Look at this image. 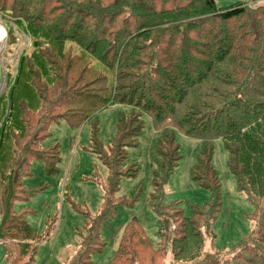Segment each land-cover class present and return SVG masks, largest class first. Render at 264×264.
Masks as SVG:
<instances>
[{"label":"trees","instance_id":"trees-1","mask_svg":"<svg viewBox=\"0 0 264 264\" xmlns=\"http://www.w3.org/2000/svg\"><path fill=\"white\" fill-rule=\"evenodd\" d=\"M5 2L8 6L10 0ZM12 5L11 9H3L5 14L17 18L35 39L31 45L33 65L38 67L40 79L46 78L47 73L50 77L43 91L33 72L24 82L23 70L28 64L22 59L2 116L0 243L6 248L8 264H32L38 245L47 240L33 230L29 212L17 208L28 204L35 194L24 183L31 174L33 160H43L49 175L61 172L60 146H42L51 136V123L66 119L78 128L88 120L90 112L115 104H128L132 112L118 118L117 133L107 152L100 143L97 123L91 132L90 145L109 170L102 208L96 217L88 218L75 256L66 257L59 264H88L104 247L101 228L116 214L119 204L114 196L120 178L133 177V169L121 165L127 149L136 146L143 134L144 114L153 117L155 129L162 133L157 144L159 170L152 195V207L162 224L161 244L154 249L140 224L131 221L108 264H133L131 256L135 258L141 245L154 253H164L170 240L177 262L174 264H232V260L217 261L215 255L204 253L207 234L212 240L217 237L213 226L222 212V185L213 165L214 143L219 138L229 154L228 165L238 190L256 208L251 220L259 223L233 251L241 261L254 251L264 252V21L259 19H264V7L253 9L238 3L219 8L216 0H16ZM210 20L220 21L223 26L220 33L205 37L201 33ZM234 20L245 22L247 28L234 27ZM67 40L77 43L111 70L110 78L107 73L102 76L103 88L115 93L111 104L107 97L92 95L88 100L95 102L87 103L78 101L76 95L67 97L63 93L67 78L59 72L68 64L70 51L64 49ZM142 45L153 46L158 61L141 75L136 71L147 66L142 58L136 61L137 50L143 54L146 49ZM108 56L114 59L112 65ZM99 71L93 65L89 69L92 74ZM19 88L23 89L21 93H17ZM124 90L146 98L148 104L122 102L120 94ZM19 94L29 95L34 101L29 104L24 97L23 107ZM76 101L82 109L72 110L86 111L79 119L64 117L66 112L58 113ZM156 103L162 106V112L156 111ZM176 129L202 145L192 177L208 190L210 199L203 207L194 208L193 217L186 216L180 205H166L163 200L168 180L182 159ZM180 221L182 225L178 224ZM170 223H175L174 239L168 233ZM51 230L54 231V224ZM263 252H255L259 260L251 264H264Z\"/></svg>","mask_w":264,"mask_h":264},{"label":"rangeland","instance_id":"rangeland-1","mask_svg":"<svg viewBox=\"0 0 264 264\" xmlns=\"http://www.w3.org/2000/svg\"><path fill=\"white\" fill-rule=\"evenodd\" d=\"M15 3L16 0H10L7 6L5 0L0 1V126L3 122V113L7 109V94L12 87L11 82L13 83L12 80L16 77L22 59L28 64V68L24 67L23 70L22 80L24 82L28 80L29 73L33 72L39 79L37 84L40 86V90L43 91L45 82L50 77V74L47 73L46 78L40 79L38 67L33 65L34 61L31 56L34 54L32 46L35 39L26 33L24 25L15 20L17 18L5 14L3 10L11 9L12 4ZM216 3L219 8H227L238 3L250 5L254 7L253 9L264 7V0H216ZM16 12V15L19 16L20 12ZM46 14L49 15L47 10ZM259 19L264 21L263 18ZM52 20H54L53 17H51ZM245 24V22L240 23L239 20L232 21V25L238 26L240 29L247 28ZM239 25H244V27ZM221 26L223 23L220 21L210 20L205 24V30L201 34L205 37H212V35L221 32ZM235 32H238V29ZM142 47H146L145 51L141 54L138 49L136 56V61L142 58L147 64L136 71L141 75L146 72L145 69L148 70L149 67L155 66L158 61L153 46L142 45ZM164 47L166 48L167 45ZM64 49L70 53L66 57L68 64L66 63L59 72V75H65L67 78V86L63 93L67 97L76 95L78 101L87 103L92 101V99L88 100L92 95L107 97L109 104L115 101L113 90H105L102 84V76L107 73L110 78L111 70L107 66L104 67L101 62L75 42L67 40ZM113 60V57L109 58L108 56V62L111 65ZM56 61H58L57 58ZM91 65L100 70L99 77L98 74L89 72ZM124 83L122 82V84ZM37 84L35 82V85ZM110 86H112L111 80ZM22 91L23 89L19 88L17 93ZM19 97L23 100L25 97L29 104L34 101L33 97L26 94H19ZM120 97L122 102H131L133 105L148 104L146 98H142L139 94L132 96L130 90L122 91ZM78 101L63 107L58 113L66 112L63 114L64 117L79 119V116L86 111L72 110L82 109ZM117 102L119 101L117 100ZM21 104L25 107V100ZM156 104V111L162 112V106L159 103ZM131 112L132 107L128 104H115L99 108L96 112H90L88 120L78 128L72 127L66 119H59L51 123L49 127L51 136L43 141L42 146L44 148L60 146L61 172L49 175L43 160H33L31 174L24 178V183L35 194L28 204L17 208V210H27L29 212L28 220L33 230L41 238L47 237L46 241L38 245L32 264H59L66 257H74L79 250L88 218L96 217L102 208L109 176L107 166L103 164L99 155L90 145L92 127L95 123L98 124V137L104 151L107 152L109 144L117 133L118 118L121 115L129 116ZM192 123L194 124V122ZM175 133L182 159L168 180L163 200L166 205H180L186 216L193 217L194 208L203 207L210 199L208 190L196 183L192 177V170L197 163L202 145L200 141L188 138L179 129H176ZM161 138L162 133L155 129L153 117L144 114L143 134L136 146L127 149L126 159L121 165L124 169H133V177L120 178L114 196L119 204L116 214L104 222L101 228L104 247L101 250L97 247V250L100 251L93 255V260L88 264L110 263L119 249L126 226L134 220L143 228L152 247L154 249L160 247L162 224L157 212L152 207V195L154 194L155 173L159 170L157 144ZM52 161L54 160L52 159ZM228 161L229 154L222 139L219 138L214 143L213 165L222 185V212L213 226L217 237L212 240L209 238L210 234H207L204 253L215 255L217 261L232 260V264L257 263L259 259L255 252L262 253L261 249L248 254L244 261H241L242 258H236V251H233L241 241L250 236L254 227H259V223L255 218H253L255 222L251 220L256 208L248 197L238 190ZM170 214V216H174L172 213ZM53 224L54 231L51 230ZM170 224L168 233L170 238L174 239L172 231L175 223ZM178 224L182 225L181 221ZM203 230H205L204 227ZM165 246L164 253H154L150 248L147 250L144 245H141L137 255L134 256L135 258L131 256V261L133 264H151L152 260L155 262L154 264L177 263L173 255V242L170 240V243L167 242ZM92 248H96V246ZM211 261L216 263L214 259ZM0 264H8L6 248L2 243H0Z\"/></svg>","mask_w":264,"mask_h":264},{"label":"bare ground","instance_id":"bare-ground-1","mask_svg":"<svg viewBox=\"0 0 264 264\" xmlns=\"http://www.w3.org/2000/svg\"><path fill=\"white\" fill-rule=\"evenodd\" d=\"M1 38V37H0Z\"/></svg>","mask_w":264,"mask_h":264}]
</instances>
